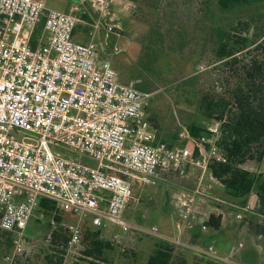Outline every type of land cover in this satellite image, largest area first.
Wrapping results in <instances>:
<instances>
[{
    "label": "built area",
    "instance_id": "1",
    "mask_svg": "<svg viewBox=\"0 0 264 264\" xmlns=\"http://www.w3.org/2000/svg\"><path fill=\"white\" fill-rule=\"evenodd\" d=\"M86 1L63 12L44 0H0V229L15 234V255L30 251L24 231L40 199L47 198L63 213L89 218L94 227L114 223L127 232L162 237L177 248L224 262L227 258L213 243L191 244L180 237L197 224L209 230V208L219 211L217 204H229L239 221L247 214L264 221V213L251 203L226 199L204 182L211 161L227 160L220 146L222 121L211 122L200 137L184 127L180 141L192 146L156 140L149 121L151 93L136 82L120 81L103 56L110 34L120 36L107 20L112 0H90L98 17L89 24V41L76 40L81 21L76 12L86 13ZM41 22L43 30L34 46L32 35ZM59 144L87 154L96 164L54 151L52 146ZM170 166L197 168L194 185L177 195V237L123 216L133 198V183L157 185L160 169ZM68 227L70 239L60 245L65 256L81 246L84 236L80 225Z\"/></svg>",
    "mask_w": 264,
    "mask_h": 264
},
{
    "label": "rangeland",
    "instance_id": "2",
    "mask_svg": "<svg viewBox=\"0 0 264 264\" xmlns=\"http://www.w3.org/2000/svg\"><path fill=\"white\" fill-rule=\"evenodd\" d=\"M44 1L49 7L63 12L69 9L70 4L78 2L76 0ZM130 2L133 8L136 9L132 16L143 27H139L135 21L129 19V11L123 10L121 15L128 18L124 19L128 23L126 28L129 31L123 34L124 38H120L122 35L118 37L110 34L106 44L108 53L103 56L110 60L112 67L117 70L121 78L133 80L140 89L151 93L148 107L149 121L156 135V140L171 143L173 146H192L188 144L189 142L180 141V132L192 121H198L206 126L211 124L212 121L207 120L200 111L199 103L204 95L215 96L223 93L224 90L220 92L218 87L223 83L225 68L218 62L215 53L214 33L207 34L206 46L203 51H201L200 45L194 46L193 44L186 47L184 51L174 52L172 50H175L176 41L179 39L178 33L184 31L185 25L189 26L191 33L196 30L203 19L206 1L131 0ZM85 7L86 16H84V12H76L81 19L76 30L77 37L88 31V28H91L90 22H94L98 17V13L96 16L90 0L86 1ZM114 10L118 13L119 11L122 12L121 6H116ZM223 19L228 22L235 19L250 20L252 28H260V33H262L258 43H264V0L239 8L234 13H225ZM107 20L110 22L109 16ZM152 28L158 30L163 48L167 52V55L160 61L161 70L157 72L152 71L151 67L153 65L150 61L154 58L151 56L150 51L145 48L148 42V33ZM129 40L132 42V46L128 44ZM258 43L246 49L244 53L250 52L252 55L263 53L262 48L257 49ZM115 47H118L119 51L116 52ZM148 68H151V70ZM190 77L194 78L189 83H185V80ZM52 149L70 158L80 159L92 165L96 164L87 154L74 151L67 145H53ZM245 167L252 172L263 173L264 159L262 161L249 160L246 162ZM176 179L161 181L154 186H140L134 182L133 198L127 204L123 216L129 221L147 228L160 227L167 220H172L174 223L181 213V205L179 200L173 197V193L181 188V184L184 185L178 177ZM204 182L212 183L215 189L219 191L220 196L232 200L227 196L221 184L212 178L210 170L206 172ZM183 188L188 189L191 187ZM246 201L251 203L248 199ZM252 206L256 211L258 210L255 204H252ZM215 208L220 210H215L211 215L220 217L221 220L223 218L225 222L230 219L234 223L240 222L237 226H231V223L226 225L228 230L225 241L223 239L218 241L209 240L214 244L216 250L224 255V259L228 257L219 264H264V238L260 239L258 237L260 227L264 226V221L259 222L251 214H247L243 220L239 221L236 213L233 212L234 208L229 204H217ZM146 212L147 215L144 216ZM220 212L222 214H219ZM56 215L61 217V223L56 220ZM52 219L55 220V224H53ZM60 224H63L67 229L64 231V235H71L68 227L70 224H78L82 230L88 228L95 231L98 229L91 224L89 218L80 219L78 216L63 213L58 209L48 213L39 209L36 210L35 216L24 231L26 249H31L30 255H26V252L24 258H29L28 262L30 264H45L44 257L48 253H52L48 235L52 231H56ZM243 225L245 228L242 231ZM229 227L235 229L229 230ZM101 230L105 239L114 243V249L107 254L108 264H145L154 251L156 244L160 240H165L162 237L144 235L135 231L127 232L114 223H107L106 227L101 228ZM241 243L242 246H239ZM225 244L227 245L225 246ZM233 246L238 249V252L230 255V248ZM83 247L82 242L75 252L66 255L64 264H86L87 262L83 260L81 252ZM176 248L174 246V249ZM182 249L186 250L188 254L189 264H216L209 262V260L207 262L206 259H199L188 248ZM250 251L253 252L255 258H251ZM183 252L178 248V251H174V257H179L180 253ZM16 258L15 242L14 247L12 246L10 250H6L3 245H0V264H11Z\"/></svg>",
    "mask_w": 264,
    "mask_h": 264
},
{
    "label": "trees",
    "instance_id": "3",
    "mask_svg": "<svg viewBox=\"0 0 264 264\" xmlns=\"http://www.w3.org/2000/svg\"><path fill=\"white\" fill-rule=\"evenodd\" d=\"M205 1L206 8L203 7V19L200 24L192 33L189 26L185 25L184 31L178 33L179 39L176 41L175 50L172 51H184L191 44L200 45L203 51L207 34L214 33L215 53L218 62L225 68L224 80L218 90L224 91L215 96L204 95L199 103V109L207 120L222 121L220 146L227 160L225 162L211 161L209 168L230 199L244 204L250 194L255 192L258 197V210L264 213V172L255 173L243 167V164L249 160L264 159V52L257 55H252L250 52L244 53L246 49L259 42L262 33L260 28H252V22L248 19H235L231 22L223 19L225 13H234L239 8L261 0ZM42 30L43 22L36 27L32 35L34 46ZM145 48L154 58L150 61L153 65L152 71H160V61L167 52L163 48L158 30L154 28L150 30ZM261 48L264 50V43L257 44V49ZM151 68L148 69L151 70ZM192 78L194 77L187 78L185 83H189ZM186 127L193 137H200L208 132L207 126L198 121H192ZM168 144L173 146L171 143ZM38 209L48 213L58 208L50 199L41 198ZM55 218L61 223L60 216L56 215ZM208 224L214 229H219L221 218L212 215ZM65 230H67L65 226L60 224L59 228L52 233L49 241L52 253L44 257L45 264H64L65 250L60 245L70 239V234L64 235ZM83 231L84 247L81 252L86 264H108L107 254L114 249V243L105 239L101 228L95 231L86 228ZM259 234H264V226L260 227ZM15 239L13 232L0 229V245H3L4 249L10 250L12 246L14 247ZM204 242L210 241L206 238ZM30 252L31 250L26 255H30ZM24 257V254L17 255L11 264H30L29 258ZM202 259L219 264L211 259L204 257ZM145 264L189 263L184 256L174 257L173 244L160 240Z\"/></svg>",
    "mask_w": 264,
    "mask_h": 264
},
{
    "label": "crops",
    "instance_id": "4",
    "mask_svg": "<svg viewBox=\"0 0 264 264\" xmlns=\"http://www.w3.org/2000/svg\"><path fill=\"white\" fill-rule=\"evenodd\" d=\"M76 1H78V2L77 3L70 4L69 9L66 12H70L74 8V6L79 3V0H76ZM116 6H121V11L122 12H120V11H119V13L116 12L114 10V8ZM93 10L95 11L94 8H93ZM123 10H126L127 12L129 11L130 12V18L129 19L135 21V23L138 24L139 27H143L142 24L132 16L134 8H133L132 3L129 0H112L110 12H109V19H110L111 24H113L116 27L117 31L120 33V35H122V36H120V38H124V35L123 34L126 31L127 32L129 31L128 28H126V26H128V23H126V19H124V18H127V17L121 15V13H123ZM97 13L98 12L95 11L96 16H97ZM89 30L90 29L88 28V31H86L85 33H83L79 37H77V34H76L75 35L76 40L81 41V42H88L89 41V38H88V35L87 34H88ZM128 44L130 46H132V42L130 40L128 41ZM119 79H120V81L125 82V83L133 82V80H127L126 78H124V79L121 78L120 75H119ZM245 164H243V167L246 168V169H248V170H250L249 168L245 167ZM196 174H197V168H195V167L188 166V167H185V168H175L174 166H170V167H166V168L160 169V180H159V183L161 181L162 182H165L166 180L167 181L168 180H177L176 178L178 177L179 180L180 181H183V183H184V185L181 184V188H183V187H192L194 185V183H195ZM181 188L180 189L178 188L179 190L177 192H174L173 193V197L175 199H177L178 193L184 189V188L183 189H181ZM222 188L224 190V187L223 186H222ZM215 193L219 195V191L216 190V189H215ZM248 201L251 202V204H253V205L254 204L256 206L258 205V197H257V195H256L255 192H252L250 194V196L248 197ZM214 211L215 210L213 208H209V212L210 213H213ZM146 215H147V212H146V214L144 216H146ZM201 221H202V219H201ZM230 223H231V226L232 225L233 226H237L240 222L239 223H234V222H232L231 219L228 220L227 222H225L224 219L222 218L221 225H220L219 229H214L213 227H210V229L207 230V231H203L201 229L200 224H197L194 228L187 229V231H185L184 233H182L180 235V237H182V239L185 242H188V243H191V244L204 243V239H206V238L209 239V240H214V241H218V240H222V239L225 241L226 240L225 238H226V235H227L226 232L228 230V228L226 227V225L227 224H230ZM159 228H160L161 235L169 236V237H177L178 236V233H176L174 231V223L172 222V220H170V221L167 220ZM244 228H245V226L243 225L242 228H241L242 231H243ZM233 229H235V228L229 227V230H233ZM258 237L260 239H262V238H264V234H259ZM208 243H212V242H208ZM226 245L227 244H225V246ZM239 246H242V243ZM182 248H186V247L179 248L181 251L182 250L184 251L183 253H180L179 256H182L183 255L186 259H188L187 258L188 257V254H187L186 250H184ZM175 250L178 251V248L174 249V251ZM237 252H238V249H236V247L233 246V247L230 248V252H229L230 255H234ZM219 253L222 255L221 252H219ZM194 254L199 259L203 258V257H201L200 255H198L195 252H194ZM222 256H224V255H222ZM250 256H251V258L252 257L255 258L252 251H250ZM246 258L248 260V256ZM227 259H228V257H227Z\"/></svg>",
    "mask_w": 264,
    "mask_h": 264
}]
</instances>
